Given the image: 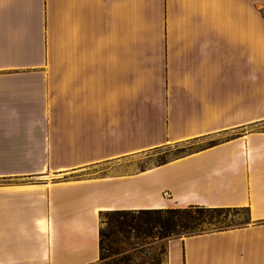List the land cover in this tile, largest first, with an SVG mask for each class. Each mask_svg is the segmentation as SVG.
Masks as SVG:
<instances>
[{"label":"crops","instance_id":"obj_1","mask_svg":"<svg viewBox=\"0 0 264 264\" xmlns=\"http://www.w3.org/2000/svg\"><path fill=\"white\" fill-rule=\"evenodd\" d=\"M188 206L247 220L161 264H264V0H0V264H102L101 212Z\"/></svg>","mask_w":264,"mask_h":264},{"label":"trees","instance_id":"obj_2","mask_svg":"<svg viewBox=\"0 0 264 264\" xmlns=\"http://www.w3.org/2000/svg\"><path fill=\"white\" fill-rule=\"evenodd\" d=\"M239 209L243 208L188 206L175 209L101 212L100 223L101 219L106 216H112L114 219L107 233L103 232L101 227L99 229V258L101 261L104 258V244H106V249L111 254L131 251L143 252L150 245L170 237L232 227L221 225L223 221H220L218 217L225 211ZM155 260L154 264H161L162 262L158 257Z\"/></svg>","mask_w":264,"mask_h":264},{"label":"rangeland","instance_id":"obj_3","mask_svg":"<svg viewBox=\"0 0 264 264\" xmlns=\"http://www.w3.org/2000/svg\"><path fill=\"white\" fill-rule=\"evenodd\" d=\"M234 132H239V130ZM193 148V146L191 147L188 144H179L145 151L139 154L142 158L135 162L133 168L141 169L151 167L174 157L183 155ZM113 219L114 218L112 216H106L101 219L100 227L103 232L107 233L109 231ZM218 219L223 221V224L221 225L236 226L243 223L247 219V212L243 209L229 210L220 214ZM149 241H151V239H149ZM164 242L165 240L158 241L157 243L150 245L149 248L145 249L143 252L131 251L128 253L116 254H111V252L106 249V244H104V258L101 262L102 264H154L156 262V257L161 260L163 259Z\"/></svg>","mask_w":264,"mask_h":264}]
</instances>
